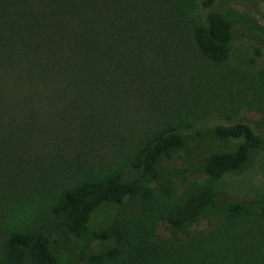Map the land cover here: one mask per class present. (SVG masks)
<instances>
[{
  "label": "trees",
  "instance_id": "trees-1",
  "mask_svg": "<svg viewBox=\"0 0 264 264\" xmlns=\"http://www.w3.org/2000/svg\"><path fill=\"white\" fill-rule=\"evenodd\" d=\"M199 1L0 0V264H264V193L222 186L264 152V120L141 129L111 167L69 156L77 135L130 123L138 72L179 26L212 64L228 58L224 0ZM34 177L49 188L22 196Z\"/></svg>",
  "mask_w": 264,
  "mask_h": 264
},
{
  "label": "rangeland",
  "instance_id": "rangeland-1",
  "mask_svg": "<svg viewBox=\"0 0 264 264\" xmlns=\"http://www.w3.org/2000/svg\"><path fill=\"white\" fill-rule=\"evenodd\" d=\"M196 3L199 7L200 1ZM222 8L233 20L235 29L228 58L212 64L198 52L188 29L179 26V35H172L168 42L166 39L163 50L150 54L146 70L138 72L139 98L126 107L130 123L115 120L102 135H77L68 143L72 160L83 167H111L120 161L121 150L134 146L135 131L179 121H193L197 125L243 121L255 126L264 120V89L259 76L264 71V49L252 35L264 33V0H224ZM173 164L180 165L181 159L175 158ZM53 171L39 167L41 179L47 183L54 181ZM25 180L22 196H30L44 185L37 177ZM222 186L236 198H257L263 194L264 152L247 170L226 175ZM97 216L104 220V215ZM204 226L205 222H200L192 229ZM156 236H170L164 222L156 226ZM83 244V240L75 239L76 248Z\"/></svg>",
  "mask_w": 264,
  "mask_h": 264
}]
</instances>
